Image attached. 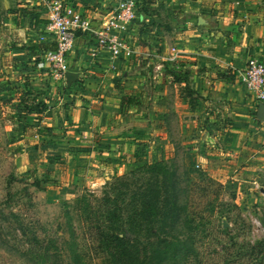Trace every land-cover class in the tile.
<instances>
[{"label":"crops","instance_id":"obj_1","mask_svg":"<svg viewBox=\"0 0 264 264\" xmlns=\"http://www.w3.org/2000/svg\"><path fill=\"white\" fill-rule=\"evenodd\" d=\"M63 1L73 5L95 27L101 26L118 3V0ZM175 1L182 5L183 13L174 19L176 26H180L171 32L166 30L164 38H158L161 51L142 42L153 38L147 27L141 32L135 24L126 36L133 49L127 44L128 51L119 57L98 49L91 33H79L68 56L70 72L78 75L77 80L72 84L68 80L55 82L48 74L38 79L35 84L41 90L40 99L50 108L38 118L47 128L71 125L67 134H56L60 139H55L64 141L56 147L71 151L70 158L76 156L74 152L80 153L76 157L111 163L117 169L121 167V173L128 167L155 163L153 159L166 161L167 152L173 153L170 158L183 152L187 162L198 150L204 153L203 147L193 144L196 142L193 139L206 133L201 141L207 146V154L208 150L212 153L214 144L227 145L239 154L242 183L250 182L248 170L258 172L261 178L264 176L261 102L241 84L240 73L252 58L264 63V0ZM19 8L20 13L12 15L5 26L15 28L14 34L23 38L26 44L21 51L30 53L31 59L41 58L43 46L55 47L53 37L46 31L47 10L38 0H25ZM150 19L140 17L139 21ZM174 72L183 73L181 78L186 82H176ZM189 90L196 95L191 97ZM150 101L155 105L151 110L147 108ZM150 112L155 116L149 115ZM153 119L157 123H152L155 127L150 129L156 138L149 131V121ZM202 119L207 121L206 127L203 124L199 133L195 128ZM215 122L224 128L215 129ZM173 139L178 140L175 149L169 146ZM151 152L156 158L150 156ZM209 157L203 159L209 161ZM81 168L78 167V172Z\"/></svg>","mask_w":264,"mask_h":264},{"label":"rangeland","instance_id":"obj_2","mask_svg":"<svg viewBox=\"0 0 264 264\" xmlns=\"http://www.w3.org/2000/svg\"><path fill=\"white\" fill-rule=\"evenodd\" d=\"M24 1L0 0V264H110L97 251L91 228L83 224L78 201L83 195L90 200L101 198L114 179L130 169L121 173V167L76 157L80 154L76 152L70 158L71 151L56 147L64 141L55 139L67 134L71 125L47 128L40 122L38 116L50 108L40 99L41 90L35 83L53 75L50 69L40 67L41 58L31 59L30 53L21 51L26 44L23 38L14 34L15 28L5 26L12 15L20 13L19 5ZM134 1L137 15L128 34L134 24L141 32L147 27L153 39L142 42L161 51L158 38L180 26L174 19L183 13L182 5L175 0ZM148 16L150 20L139 21ZM128 45L133 49L129 38ZM45 52L41 50L40 55ZM151 103L149 110L155 108ZM35 106L44 107V112L25 114ZM206 122L202 119L195 130L199 132ZM152 123H157L156 119L149 121V131L154 133ZM215 126L219 131L224 128L220 122ZM205 134L193 139L204 153L198 150L192 154L191 167L186 165L183 152L174 158H170L173 153L165 152V160L175 164L187 194L182 198L186 211L177 224L167 228L162 239L168 241L162 240L160 248L164 251L166 245L174 244L173 251L187 253L183 264H264V246H259L264 243V176L248 170L250 182L242 183L239 154L218 144L211 145L216 147L207 154L201 141ZM176 141L169 146L175 149ZM207 155L209 161L203 159ZM78 167H82L79 172ZM156 241L143 238L144 244ZM164 263L174 264V260Z\"/></svg>","mask_w":264,"mask_h":264},{"label":"trees","instance_id":"obj_3","mask_svg":"<svg viewBox=\"0 0 264 264\" xmlns=\"http://www.w3.org/2000/svg\"><path fill=\"white\" fill-rule=\"evenodd\" d=\"M50 49L54 50L55 47H42L44 51ZM30 52L35 54V51ZM182 74L174 72L172 75L176 82L184 83L186 79L181 78ZM190 90L191 97L196 95ZM42 112L44 107L39 109L35 106L25 114ZM186 165L191 167L194 164L189 159ZM133 168L116 177L101 198L95 196L90 200L85 195L79 198L81 220L91 228L97 251L110 264H165L167 260L183 264L189 256L187 253L181 249L173 251L174 244L166 245L164 251L160 248L163 241H168L162 239V236H166L167 228L177 224L181 213L186 211L185 199L182 198L187 191L181 186L175 164L160 161ZM144 237L157 241L144 244ZM184 246L190 252L187 245ZM259 246H264V243ZM143 254L144 259L141 258Z\"/></svg>","mask_w":264,"mask_h":264},{"label":"built area","instance_id":"obj_4","mask_svg":"<svg viewBox=\"0 0 264 264\" xmlns=\"http://www.w3.org/2000/svg\"><path fill=\"white\" fill-rule=\"evenodd\" d=\"M47 10L48 23L46 31L53 37L55 49L46 51L42 56L40 67L51 70L56 82H66L70 72L68 56L74 50L79 33H91L98 49L110 50L113 57H119L123 51H128L126 36L130 25L137 15L134 0H118L113 12L99 27L78 13L73 5L64 3L63 0H38ZM174 54L171 58L173 61ZM240 82L247 92L257 101L264 104V63L252 58L248 61L247 68L240 73Z\"/></svg>","mask_w":264,"mask_h":264},{"label":"water","instance_id":"obj_5","mask_svg":"<svg viewBox=\"0 0 264 264\" xmlns=\"http://www.w3.org/2000/svg\"><path fill=\"white\" fill-rule=\"evenodd\" d=\"M78 75L73 72H68L67 80L69 84L76 82ZM260 119L264 121V104L260 105Z\"/></svg>","mask_w":264,"mask_h":264}]
</instances>
